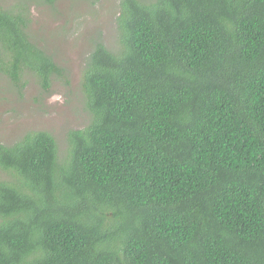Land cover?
<instances>
[{"label":"trees","instance_id":"trees-1","mask_svg":"<svg viewBox=\"0 0 264 264\" xmlns=\"http://www.w3.org/2000/svg\"><path fill=\"white\" fill-rule=\"evenodd\" d=\"M11 1L0 74L68 84L37 0ZM118 4L119 49L94 38L82 69L89 123L65 151L0 143V264H264V0Z\"/></svg>","mask_w":264,"mask_h":264},{"label":"rangeland","instance_id":"rangeland-1","mask_svg":"<svg viewBox=\"0 0 264 264\" xmlns=\"http://www.w3.org/2000/svg\"><path fill=\"white\" fill-rule=\"evenodd\" d=\"M41 2L31 3L30 33L67 69L69 83L56 80L46 92L34 76L27 75L29 82L21 94L0 74V143L11 144L27 132L40 130L53 134L65 151L67 133L84 128L90 120L81 79L91 43L100 38L114 50L120 47L116 29L119 0H57L52 6Z\"/></svg>","mask_w":264,"mask_h":264}]
</instances>
